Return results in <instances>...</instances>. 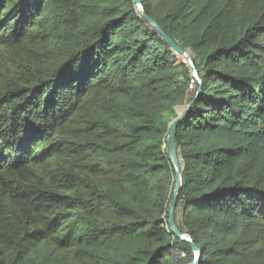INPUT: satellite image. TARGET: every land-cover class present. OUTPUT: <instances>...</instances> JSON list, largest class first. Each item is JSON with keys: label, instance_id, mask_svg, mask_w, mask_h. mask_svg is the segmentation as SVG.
<instances>
[{"label": "trees", "instance_id": "16d2710c", "mask_svg": "<svg viewBox=\"0 0 264 264\" xmlns=\"http://www.w3.org/2000/svg\"><path fill=\"white\" fill-rule=\"evenodd\" d=\"M141 4L202 80L178 228L198 264H264V0ZM0 58V264L191 260L166 137L198 86L133 0H0Z\"/></svg>", "mask_w": 264, "mask_h": 264}, {"label": "water", "instance_id": "95a60500", "mask_svg": "<svg viewBox=\"0 0 264 264\" xmlns=\"http://www.w3.org/2000/svg\"><path fill=\"white\" fill-rule=\"evenodd\" d=\"M134 6L136 7L139 15L143 18V20L161 37V39L170 47L173 54L177 57V59L184 63L189 69V72L192 78L196 81L197 90L194 96V99L182 105L180 107V111L178 115L171 120L168 126V133L166 137V153L167 158L173 168L174 171V186L172 191V198L168 205V218H167V226L170 230L171 234L175 236L178 240L187 242L191 247V260L185 264H198L201 251L200 249L194 244L192 237L181 231L175 220V211L177 209V195L178 191L181 187V165L180 160L178 158V149L176 145V129L179 122H181L189 112L195 98L198 96L202 84V80L199 76V72L196 68L194 63V59L190 55V53L180 44H178L175 40H173L170 36H168L164 30L158 25V23L152 19L151 17L147 16L144 12L143 6L141 4V0H133Z\"/></svg>", "mask_w": 264, "mask_h": 264}, {"label": "rangeland", "instance_id": "374dc122", "mask_svg": "<svg viewBox=\"0 0 264 264\" xmlns=\"http://www.w3.org/2000/svg\"><path fill=\"white\" fill-rule=\"evenodd\" d=\"M190 55L192 56V58L194 59V61H197V57L195 56V55H193L192 53H190ZM8 64V60H6V59H2V58H0V70H4V68L6 67V65ZM195 85H196V81L193 79L192 80V84H191V86L189 87V89H190V92H193L194 90H195ZM178 115V114H177ZM176 115V116H177ZM176 116H172V119L173 118H175ZM178 216V215H177ZM176 224H177V221H176ZM178 226V225H177ZM168 259V258H167ZM188 259V261L187 262H189L190 260H189V258H187ZM187 262H185V261H173L172 259H170V257H169V259H168V262H167V264H185V263H187Z\"/></svg>", "mask_w": 264, "mask_h": 264}, {"label": "built area", "instance_id": "2783aa9c", "mask_svg": "<svg viewBox=\"0 0 264 264\" xmlns=\"http://www.w3.org/2000/svg\"><path fill=\"white\" fill-rule=\"evenodd\" d=\"M187 254L184 250L175 248L171 250L170 253V259H172L173 261H183L184 259H186Z\"/></svg>", "mask_w": 264, "mask_h": 264}]
</instances>
